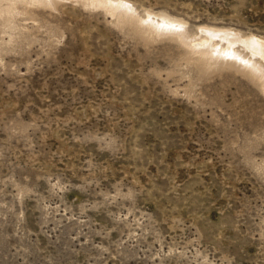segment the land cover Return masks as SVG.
Returning <instances> with one entry per match:
<instances>
[{"label":"rangeland","instance_id":"rangeland-1","mask_svg":"<svg viewBox=\"0 0 264 264\" xmlns=\"http://www.w3.org/2000/svg\"><path fill=\"white\" fill-rule=\"evenodd\" d=\"M110 1L0 0V264H264V0Z\"/></svg>","mask_w":264,"mask_h":264},{"label":"bare ground","instance_id":"bare-ground-1","mask_svg":"<svg viewBox=\"0 0 264 264\" xmlns=\"http://www.w3.org/2000/svg\"><path fill=\"white\" fill-rule=\"evenodd\" d=\"M100 1L104 4V7L107 8V11L109 13H111V14L115 13L116 9H115V3L113 1H110V0H100ZM104 1H106V3ZM151 16H152V14L149 12V13H147V16L145 17V19H147ZM157 16L159 17L158 20L155 18H151V20H149V22L147 24L149 26L148 29H150V26L153 27L152 24H153L154 20H157L158 24L170 26V27H172V26H183L185 24L184 20L169 16L167 14L161 13V14H158ZM153 17H155V16H153ZM199 31H201V33H202V34H199L200 35L199 39H202L203 41L210 42V43L212 42L213 44L218 45V46H220V45L224 46L225 47L224 51H226L228 53V55L230 52H232L234 50L235 46L239 44V46H241V47H243V49L247 50L248 54L250 55V56H248V58H242L241 61H243V62L247 61L250 63L251 57L258 56V58H260L264 62V39L256 38L253 36L247 37V36H243L240 32L224 30L221 28L217 29V28H212V27H207V26L201 27V29H199ZM203 41H201V43ZM216 51H215V53H216ZM221 52H223V51H221ZM215 53H213V54H215ZM218 53H219V51H218ZM220 54L223 55V53H220ZM231 54H233V53H231ZM233 55H235V53ZM206 57L209 58L211 56L207 55ZM227 57L229 58L230 56H227ZM231 57H232V55H231Z\"/></svg>","mask_w":264,"mask_h":264}]
</instances>
